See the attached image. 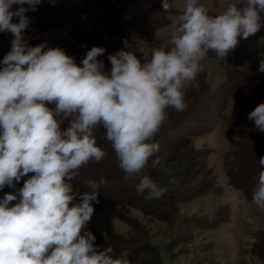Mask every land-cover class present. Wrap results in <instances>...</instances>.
I'll return each mask as SVG.
<instances>
[{"label": "clouds", "instance_id": "1", "mask_svg": "<svg viewBox=\"0 0 264 264\" xmlns=\"http://www.w3.org/2000/svg\"><path fill=\"white\" fill-rule=\"evenodd\" d=\"M41 2L0 0V32L13 36L0 68V189L15 188L14 182L34 173L17 194L0 200V264H132L126 251L114 258L111 247L97 250L91 231L82 234L101 185L108 184L89 180V190L81 193L70 183L83 165L106 154L97 146L95 130H106L126 175L140 176L159 150L154 138L167 121V109L186 110L184 88L204 70L209 53L224 59L239 38L260 30L264 0H227L226 10L216 16L198 0H185L170 49L140 50L141 58L119 50L108 56L110 73L98 59L106 52L103 47L88 50L80 66L47 41L29 45L27 13ZM14 5L19 8L13 10ZM162 6L169 10V0ZM259 71L264 72V58ZM247 119L264 132V103ZM259 164L264 166V157ZM136 191L158 199L169 188L144 175ZM77 196L79 202L72 205ZM12 201L17 203L10 206ZM252 201L264 210V171Z\"/></svg>", "mask_w": 264, "mask_h": 264}, {"label": "rangeland", "instance_id": "2", "mask_svg": "<svg viewBox=\"0 0 264 264\" xmlns=\"http://www.w3.org/2000/svg\"><path fill=\"white\" fill-rule=\"evenodd\" d=\"M96 1L112 9L89 6L74 9L80 0H42L35 12L27 13L31 24L24 32L25 39L30 46L47 41L48 47L62 48L80 66L88 50L103 47L106 52L98 59L104 61V71L110 73L109 54L124 50L136 52L141 58L140 50L170 49L185 5V0H169L170 9L165 10L163 0ZM226 2L198 0L211 16L225 11ZM18 8L19 5L13 6V10ZM13 22L18 23V18L14 17ZM140 23L146 26L145 33L136 30ZM12 39L11 33L0 32V68ZM262 58L264 12L260 30L248 39L239 38L237 47L227 57L223 59L213 53L205 57L204 70L184 88L185 102L191 108L187 117L182 122L178 120L170 137L157 142L159 150L140 176L126 175L119 167L111 142L105 138L106 130L102 131L104 135L100 133L104 137L101 148L105 156L99 162L92 160L89 167L83 165L70 181L73 190L81 193L82 189L89 190V180L108 182L101 185L99 202L93 201V216L82 231L95 235L94 246L98 251L111 247L116 250L111 255L119 258L127 250L132 264H264V210L246 198L237 186L245 184L248 174L243 169L257 167L254 161L257 163L264 157V148L259 151V143L247 147L249 139L241 135L247 124L243 125L234 105L239 94L231 88L234 82L250 79L242 84L251 89L249 97L257 89L264 97V72L259 71ZM66 127L67 122L62 129ZM187 139L189 145L181 153L171 148L170 143ZM251 149L255 150L253 155ZM176 170L179 179L175 177ZM33 175L29 173L14 182L15 188L0 189V200L6 193L17 194ZM144 175L167 185L169 191L158 199H147V193L139 194L136 186ZM253 176L257 178L259 173ZM170 179L174 183H169ZM250 183L246 184L251 186ZM195 186L201 188L194 192ZM184 189L191 192L181 194ZM78 202L77 196L72 205ZM15 203L12 201L10 206ZM145 245L147 248L142 252Z\"/></svg>", "mask_w": 264, "mask_h": 264}, {"label": "trees", "instance_id": "3", "mask_svg": "<svg viewBox=\"0 0 264 264\" xmlns=\"http://www.w3.org/2000/svg\"><path fill=\"white\" fill-rule=\"evenodd\" d=\"M77 4H79V6L74 8V9H80L81 8L80 6H89L90 8H93V9H95V8L96 9L97 8L102 9V8L105 7L106 11L112 9L111 6H109V5L108 6H104V4H102V3H100V1H96V0H80V2L77 3ZM86 13L89 14L90 16H94V14L92 12H86ZM102 15H105V14H102ZM69 17H71V16H69ZM144 27H146L144 25V23H140V26L138 28H136V30L139 29L141 31V33H145L146 31L144 30ZM134 53L137 54L136 52H134ZM249 81H250V79L245 80V81H243L241 83L238 82L237 84H234L235 83L234 82L232 84L231 88H232V90H236L235 91L236 94H239V97L236 98L235 101H234V105H235L236 109L238 110V112L240 114V116H239L240 120H243V125L247 124L246 125L247 126V130L242 131L241 135H242L243 138L245 137V138L249 139V143H247V145H248L247 147L248 148H252V147H254L255 145H257L259 143L257 148L260 151L261 148H264V132H261V131L257 130L256 126H255V123L253 121L248 120L247 117L255 109V107H257L260 103H264V97L259 94V92H258L259 90L258 89H257L256 93H253L252 97H249L250 94L252 93L251 89L248 88V86L247 87L243 86L244 82H249ZM186 104H187V108L183 112H176L172 108L167 109V113H168L167 121H166L165 125L161 128L159 133L156 135V137L154 138V142H156V143L158 142L159 143L161 141V139H163L165 137H170L172 135L175 127H177V125L179 123L178 120H181V122L183 120H185V118L187 117V113L189 112L188 110L191 109L189 107L188 103H186ZM103 130H104V128L102 126H98V128L95 130V136H96V139H97V146H99V147H101L103 145V140H104L103 138L104 137L100 135V133ZM247 131H249L250 133H248ZM103 135H104V133H103ZM189 141H190V139H187V140H183L181 143H179V142L170 143V145L172 144L171 148H176L177 151H179L181 153L185 148L188 147ZM251 151H252V149H251ZM254 153H255V150L252 151V155ZM91 161L92 160H90L85 165H87V167H89V165L91 166V164H92ZM254 163L257 165V167H255V166L248 167L246 169H243V171H242V172H244L246 170V173L248 174V175H246L245 184L237 185L238 188L244 194V196L246 198L250 199V200L252 199L253 192L255 191L256 185L258 183V176H257V178H254L255 175L253 176V174L260 173V171H264V166H261L259 164V162L256 163V161H254ZM146 167H148V166H146ZM80 169H83V167H81ZM176 171L177 172H175V177L177 179H179L180 173H179L178 170H176ZM248 181H251V183H250L251 186L247 185ZM200 188H201V186H195L192 189L195 192L196 190H198ZM190 190L191 189H189V190L188 189L180 190L181 191L180 193L181 194L184 193L185 195H187V194H189L191 192ZM82 192H84L83 189H82ZM224 219H225V215L223 216V220ZM146 248L147 247L145 245L144 248H141V251L144 252L146 250ZM115 252H116V250H113L112 253H115ZM126 252L128 253V257H129L130 256V252L127 251V250H126Z\"/></svg>", "mask_w": 264, "mask_h": 264}]
</instances>
